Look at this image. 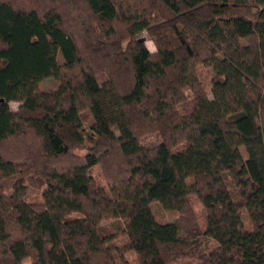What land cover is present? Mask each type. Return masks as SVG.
<instances>
[{"label": "trees", "instance_id": "16d2710c", "mask_svg": "<svg viewBox=\"0 0 264 264\" xmlns=\"http://www.w3.org/2000/svg\"><path fill=\"white\" fill-rule=\"evenodd\" d=\"M131 252L264 264V0H0V264Z\"/></svg>", "mask_w": 264, "mask_h": 264}, {"label": "rangeland", "instance_id": "374dc122", "mask_svg": "<svg viewBox=\"0 0 264 264\" xmlns=\"http://www.w3.org/2000/svg\"><path fill=\"white\" fill-rule=\"evenodd\" d=\"M140 44L141 46L147 48L148 50H150L151 52L155 51V45L153 43V41H151L148 37V35L146 33L141 35L140 38ZM58 62L60 64H63L64 60L63 57L61 55V53L58 54ZM210 74V71H209ZM56 85V81L54 78H48V79H44L42 81L39 82V88L42 91H49L54 89ZM208 93H210V86L207 84L206 86ZM211 96V94H210ZM20 103L18 102H11L10 103V108L12 111H17L19 109ZM77 154H85L86 150H76L75 151ZM100 169L97 167H95L93 169V175L101 182L103 183V178L102 175L100 174ZM26 199L29 202H35V203H39L43 201V191L42 189H32L29 188L28 190V194L26 196ZM191 207L193 212L195 213V215L197 216L201 226L204 225V210L203 207L200 203V201L198 200V198L196 196H192L191 197ZM153 212L156 215L157 219L159 220V222L161 223H170V222H175L177 220H179L181 214H179L176 211H172V210H167L165 208H163V206L161 204L155 203L153 204ZM104 225H109L119 231L122 232L124 225L122 223V221L119 220H106L103 222ZM185 232V231H184ZM127 242V239L124 236H120L117 240L116 243L118 245H122L125 244ZM206 244L204 243L202 245V248L205 246ZM209 248H214L217 246L216 242L214 241H210L208 243ZM127 259L130 261L131 264H138L137 263V259H136V255L134 253H129L127 254ZM199 260L197 258H181L178 259L177 261L173 262L172 264H198ZM23 264H31V260L30 259H26L24 261Z\"/></svg>", "mask_w": 264, "mask_h": 264}]
</instances>
